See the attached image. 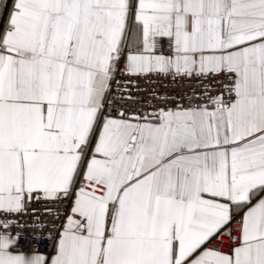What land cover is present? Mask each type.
<instances>
[{
    "label": "snow or ice",
    "instance_id": "6c2138e0",
    "mask_svg": "<svg viewBox=\"0 0 264 264\" xmlns=\"http://www.w3.org/2000/svg\"><path fill=\"white\" fill-rule=\"evenodd\" d=\"M0 264H264V0H0Z\"/></svg>",
    "mask_w": 264,
    "mask_h": 264
}]
</instances>
